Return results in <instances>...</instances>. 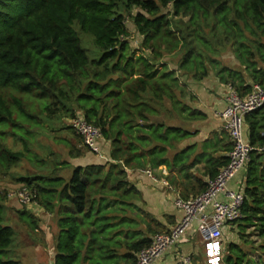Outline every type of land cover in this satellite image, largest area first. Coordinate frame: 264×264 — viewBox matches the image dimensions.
<instances>
[{
    "label": "trees",
    "instance_id": "obj_1",
    "mask_svg": "<svg viewBox=\"0 0 264 264\" xmlns=\"http://www.w3.org/2000/svg\"><path fill=\"white\" fill-rule=\"evenodd\" d=\"M128 22L141 38L138 47L129 41ZM226 49L239 68L220 66ZM210 73L240 97L254 85L264 88V0H0V181L25 159L48 168L51 161L31 150L35 129L44 124L81 117L110 146L104 165L75 167L67 180L61 173L68 162L47 175L11 178L34 195L33 207L58 217L52 264H135L162 232L139 207L126 170H191L204 161L212 180L227 166L232 145L223 130L203 153L192 146L166 158L191 137L179 124L205 119L187 105L184 81ZM66 129L76 136L68 159L94 155L70 125ZM243 136L254 150L242 173V218L228 225L235 226L237 242L224 246L220 264H264V105L244 116ZM9 139L22 148L8 147ZM206 188L201 183L197 195ZM2 201L0 264H21L11 252L16 231L5 225ZM26 212L17 213L18 221L36 234V218ZM125 222L141 226L114 230ZM83 225L87 238L79 234ZM250 227L257 243L248 240Z\"/></svg>",
    "mask_w": 264,
    "mask_h": 264
},
{
    "label": "crops",
    "instance_id": "obj_2",
    "mask_svg": "<svg viewBox=\"0 0 264 264\" xmlns=\"http://www.w3.org/2000/svg\"><path fill=\"white\" fill-rule=\"evenodd\" d=\"M184 82L191 96V98L186 100L187 105L191 109L200 111L205 115V119H188L179 124V127L184 131H188L191 137L179 141L175 145V150L168 151L166 156L168 162L171 161L173 155L180 151H187L188 148L192 146H195L194 153H203L205 144H215V139H212V136L222 130L225 131L218 114L226 106L228 88L221 85L213 76V73H210L207 78L199 82L192 79H186ZM187 115L188 111L185 112L184 117ZM226 136L228 137L227 133ZM245 137H247V132H245ZM99 147L103 158L91 154V156L89 155L87 157L89 165H104L105 161H108L110 146L101 142ZM242 173L243 171L229 182V189L234 191L242 190ZM125 175L127 183L132 185L141 196L142 201L139 207L148 213L155 222L161 225V231L164 233L169 232L182 217V212L176 207L175 201L177 199L186 201L195 197V195L198 194L200 184H208L210 181L209 176L205 174L204 161L197 163L191 170L181 169L178 166L167 168L161 165L151 172V176L155 181L145 175L143 171L139 170H126ZM33 212L36 216L42 215V221L38 216V219L36 218V234H33L29 229L20 224L18 221V214L14 215L13 221L10 220L7 222V224L12 226L18 233L20 232L21 234L28 235L27 233L30 232V237L27 236V240L30 241L25 243V245L20 243L22 245L20 248L23 252L22 255L20 253L17 258L20 260L21 264H52L55 253L54 241L56 233H58V217L55 214L46 212H43V214L42 212L38 213L37 210ZM196 234V232L191 231L178 244L170 248L156 264H173L181 257H191L188 252L191 250L190 240H192V237ZM30 238L35 242L33 243ZM41 238L45 239L44 246H42V243L39 241ZM200 245H202V243Z\"/></svg>",
    "mask_w": 264,
    "mask_h": 264
},
{
    "label": "built area",
    "instance_id": "obj_3",
    "mask_svg": "<svg viewBox=\"0 0 264 264\" xmlns=\"http://www.w3.org/2000/svg\"><path fill=\"white\" fill-rule=\"evenodd\" d=\"M264 105V88L254 85L245 97L228 87L226 106L218 114L223 123L232 149L228 154V164L217 176L210 180L206 190L189 200L175 201L176 207L182 212L179 222L167 233H159L152 237L149 247L140 251L135 264H156L172 247L178 244L191 231L199 234L204 247L206 264H220L225 255L222 232L229 224L242 218L241 208L243 193L228 188V184L241 171L254 150L243 136L244 116ZM72 130L81 137L83 145L94 155L103 158L99 144L101 133L97 127L88 124L83 118L76 117L70 121ZM264 152V148L259 149ZM153 181L150 171H143ZM20 205H33L34 195L22 187L16 194ZM173 264H191V258L181 257Z\"/></svg>",
    "mask_w": 264,
    "mask_h": 264
},
{
    "label": "rangeland",
    "instance_id": "obj_4",
    "mask_svg": "<svg viewBox=\"0 0 264 264\" xmlns=\"http://www.w3.org/2000/svg\"><path fill=\"white\" fill-rule=\"evenodd\" d=\"M128 27V33L130 36L129 41L131 42V45L134 47H138L140 43V39L136 34H135V28L132 25V23L128 22L127 24ZM87 41L84 42L85 47L90 51L92 49L91 44L89 42V39L86 38ZM90 55V53H89ZM220 66L223 67H230L232 69L239 68L238 62L235 60L234 56L232 53L227 51V49L220 55ZM53 125V126H52ZM70 125V120L68 119H63L61 121H54L52 122L51 125L49 124H44L43 128L44 129H35V132L37 133L36 137V144H33V147H31L33 153H37L39 156L42 158H45L48 161H51L48 165V168H42L39 170L36 167V164L34 161L31 160H23L16 168H14L11 171V176H7L6 178L2 179L0 181V196L3 199L1 202V205H3V210H4V220H5V225L7 222L10 220L13 221L14 215H16L20 211H27L28 213L30 212L35 218L37 216L39 219L41 218L42 221V215H37L33 212L34 210H37V212H45L44 210L39 207V209L34 208L32 205L26 208H23L22 205L19 204V202L16 200L15 194L22 189V185H17L15 180H12V176L18 177V176H24L27 174H44L47 175L48 172L52 171L56 167V164L60 162H68L70 164L69 168L63 169L61 176L67 180L69 178V175L71 174V171L73 168L78 167V166H86L89 165L87 161V157L91 154L86 153L83 158L79 159H68V149L70 146L76 144V136L74 134H71L67 129L66 126ZM51 127H56L57 129H60L59 131L52 132L50 131ZM41 132L39 135L38 133ZM56 138V139H55ZM7 145L8 147H11L15 150L21 149L22 146L21 144H18L17 146L13 147L12 141L9 139L7 140ZM52 154V156H50ZM47 156H50L49 158ZM55 160L53 161V159ZM54 167V168H53ZM62 168V167H59ZM60 170V169H59ZM36 205V204H35ZM26 212V213H27ZM38 219V218H37ZM58 221V220H57ZM141 224H135V223H130V222H125V223H119V224H114V230L119 231V230H129L131 232L132 228H135L136 230H139ZM86 226L83 225L80 230L79 234L84 235L85 238H87V234H84L82 232L83 229H85ZM28 234V233H27ZM65 235V233H63ZM246 234L248 235V240L253 241V243L258 242V238L256 237L254 231L252 228H248L246 230ZM23 235V236H21ZM58 233H56L57 237ZM26 234H21L20 232H16L15 236V241L13 244V247L11 248V252L17 257L20 253L22 255L23 250L20 248V246L25 245V243L29 242L30 240H27ZM32 237V236H31ZM222 240L224 246H226L230 242H237V235H236V229L235 226L232 228V226L226 227V229L223 230L222 232ZM191 242V250H189V254L191 255V263L194 262L193 260H196V264H200V260H203L201 264H204V259H203V245H200L202 243L201 238L199 234H196L195 236L192 237ZM22 243V245L20 244ZM49 244V243H48ZM20 255V256H21ZM27 255V254H26ZM188 255V254H186ZM193 264V263H192Z\"/></svg>",
    "mask_w": 264,
    "mask_h": 264
}]
</instances>
